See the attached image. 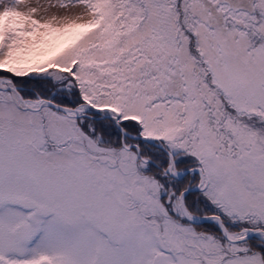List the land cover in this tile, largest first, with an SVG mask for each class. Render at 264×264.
I'll return each instance as SVG.
<instances>
[{
	"label": "snow or ice",
	"instance_id": "6c2138e0",
	"mask_svg": "<svg viewBox=\"0 0 264 264\" xmlns=\"http://www.w3.org/2000/svg\"><path fill=\"white\" fill-rule=\"evenodd\" d=\"M0 264H264V0H0Z\"/></svg>",
	"mask_w": 264,
	"mask_h": 264
}]
</instances>
